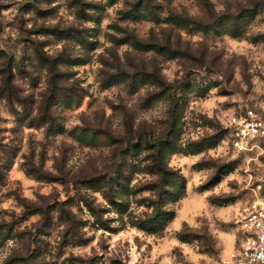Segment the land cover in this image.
I'll list each match as a JSON object with an SVG mask.
<instances>
[{"label": "rangeland", "instance_id": "1", "mask_svg": "<svg viewBox=\"0 0 264 264\" xmlns=\"http://www.w3.org/2000/svg\"><path fill=\"white\" fill-rule=\"evenodd\" d=\"M248 108L264 0H0V264H233Z\"/></svg>", "mask_w": 264, "mask_h": 264}, {"label": "built area", "instance_id": "2", "mask_svg": "<svg viewBox=\"0 0 264 264\" xmlns=\"http://www.w3.org/2000/svg\"><path fill=\"white\" fill-rule=\"evenodd\" d=\"M233 142L241 147L251 136L264 133V119L251 108L232 114ZM240 234L233 264H264V193L259 194L239 217Z\"/></svg>", "mask_w": 264, "mask_h": 264}, {"label": "trees", "instance_id": "3", "mask_svg": "<svg viewBox=\"0 0 264 264\" xmlns=\"http://www.w3.org/2000/svg\"><path fill=\"white\" fill-rule=\"evenodd\" d=\"M251 10L250 9H246V10H240L238 13H237V15H243V14H245V13H248V12H250ZM153 17L155 18V19H157V17L158 16H156V14H155V16L153 15ZM173 18L175 19V20H182L180 17H178V16H173ZM220 19V17H218V16H215V17H211V18H209V19H207V20H219ZM183 20H186V19H184L183 18ZM192 20H195V19H192ZM156 172H158V175H159V178H160V180L162 181L163 180V175H164V168H163V165H161L159 162L157 163V166H156ZM27 171H29V170H27ZM31 171V170H30ZM174 172V171H173ZM152 185H155V184H152ZM158 202H159V200H158ZM159 204V203H158ZM161 212L163 213H166L167 215L164 217L166 220L167 219H169V218H171V216L173 215L172 214V211H170V210H166V209H162L161 207H160V204L157 206V208L155 209V216H156V219H157V216L159 217V216H161ZM6 262H8L9 260H5Z\"/></svg>", "mask_w": 264, "mask_h": 264}]
</instances>
